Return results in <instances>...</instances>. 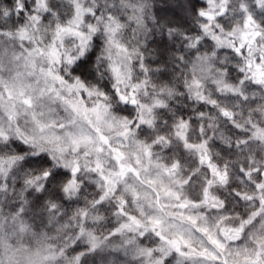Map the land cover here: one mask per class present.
Segmentation results:
<instances>
[{"label": "clouds", "instance_id": "9594fccd", "mask_svg": "<svg viewBox=\"0 0 264 264\" xmlns=\"http://www.w3.org/2000/svg\"><path fill=\"white\" fill-rule=\"evenodd\" d=\"M0 264H264V0H0Z\"/></svg>", "mask_w": 264, "mask_h": 264}]
</instances>
